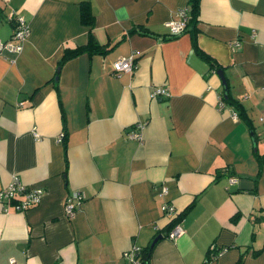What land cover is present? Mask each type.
<instances>
[{"label": "crops", "instance_id": "crops-1", "mask_svg": "<svg viewBox=\"0 0 264 264\" xmlns=\"http://www.w3.org/2000/svg\"><path fill=\"white\" fill-rule=\"evenodd\" d=\"M79 1L0 0L1 39L11 10L28 24L21 50L0 55V187L17 175L43 189L24 210L0 208V264H122V249L149 245L172 218L162 199L187 209L178 235L152 242L148 264H233L239 254V264H264V0H198L194 22L246 120L218 106L220 79L188 33L163 24L187 0H88L91 33L109 49L59 64L86 40ZM129 53L132 71L110 74ZM155 85L168 95L150 96ZM134 121H144L139 141L125 136ZM73 190L81 200L69 218Z\"/></svg>", "mask_w": 264, "mask_h": 264}, {"label": "built area", "instance_id": "built-area-1", "mask_svg": "<svg viewBox=\"0 0 264 264\" xmlns=\"http://www.w3.org/2000/svg\"><path fill=\"white\" fill-rule=\"evenodd\" d=\"M8 17H13L15 19V29H12V33L9 38H0V54L5 52H19L22 48L23 41L26 39L28 34V24L22 16L11 10ZM186 18L187 5H184L176 9L173 16L166 19L163 24L166 26L168 33L170 35H174L183 30ZM233 44L236 45L238 42L234 41ZM9 59L13 61L14 57H9ZM134 66L133 53H129L126 56H118L110 62V74L117 76L122 71L130 72ZM149 95L152 97H165L168 95V91L164 85H155L150 88ZM217 104L218 106L222 105L220 96H218ZM231 116H235L234 111H232ZM143 123L144 121H134L130 125V129L125 131V136L129 139L139 141L141 139L140 130ZM34 134L37 135L35 131ZM63 135V131H60L57 136V140L60 141ZM165 191V186H161L158 191V195L163 196ZM42 194L43 189L41 187L27 185L20 181L17 175H12L8 183L3 187H0V208L3 211H7L9 209V205H12L15 210H24L25 208L37 203ZM80 200L81 193L79 190H73L65 195L63 199V211L67 217L70 218L74 215L75 211L79 208ZM159 209L169 217L174 216L176 213L173 204L166 199L161 200ZM181 231L182 229L179 225V221H176L169 229L166 230L165 237L174 238ZM220 250L216 251L215 254L220 252ZM120 257L124 261L122 264H145L143 261L144 258L142 257L141 246L135 243H130L126 248L122 249ZM8 264H16L15 259L10 257Z\"/></svg>", "mask_w": 264, "mask_h": 264}, {"label": "trees", "instance_id": "trees-1", "mask_svg": "<svg viewBox=\"0 0 264 264\" xmlns=\"http://www.w3.org/2000/svg\"><path fill=\"white\" fill-rule=\"evenodd\" d=\"M197 3H198V0H187L186 2L187 18H186L183 30L188 33L190 46L192 47L196 55H198L201 59L206 61L213 69H217V68H220L221 66L213 58H211L208 54H206L202 49H200L196 44V39H195L196 28L194 27V22H195L196 13H197ZM78 8H79L78 9L79 10V22L82 25H84L86 28V40L82 44H78L73 47H65L63 49V53L60 58L59 64H61L65 59L72 57L74 55H77L79 53H82V52H85L87 55H90L93 53L104 54L109 49L107 45L99 43L95 39L94 35L91 33L90 29L92 26L93 14L91 12L90 4L88 0H80L78 3ZM8 20L10 23H12V26H13L12 29H15L14 28L15 19L13 17L12 18L8 17ZM1 21H3V13H2V8L0 7V22ZM133 30H134L133 28H130L127 30V32H132ZM0 55L3 56L5 55V53H2ZM220 98L224 102H227L232 106L233 111L235 112L236 115L246 120L245 114L243 110L241 109L240 105L235 99L231 98L228 95L227 89L221 90ZM263 158H264V153L257 155L258 162H261ZM186 209L187 208H185L184 210H180L179 212H176L174 216H172V218L167 222V225L162 229L161 234H160L161 236H165L166 230L169 229L172 226V224H174L176 221H179V219L182 217ZM230 218L234 220L236 218V214L235 213L232 214ZM150 248H151V245H146L143 247L141 246L142 257L144 258L143 261L145 264H148ZM220 249H222L221 246L208 249L206 257H204V261L212 259L216 255L215 252ZM253 253H255V251ZM240 260H241V254H239L236 257L233 264H239Z\"/></svg>", "mask_w": 264, "mask_h": 264}, {"label": "water", "instance_id": "water-1", "mask_svg": "<svg viewBox=\"0 0 264 264\" xmlns=\"http://www.w3.org/2000/svg\"><path fill=\"white\" fill-rule=\"evenodd\" d=\"M215 72H216V74L218 75V77H219V79H220V83H221V85H222V89L225 90V89H226V84H225V79H224V76H223V73H222L221 68H217V69H215ZM223 95H225V94H223ZM160 236H161L160 234L155 235V236L152 238V240H151V242L149 243V245H151L152 242H153L156 238H158V237H160Z\"/></svg>", "mask_w": 264, "mask_h": 264}]
</instances>
